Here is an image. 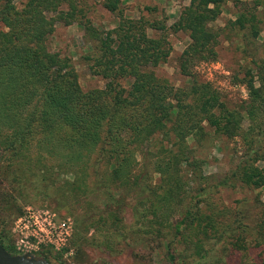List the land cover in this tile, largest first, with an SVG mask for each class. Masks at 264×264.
Masks as SVG:
<instances>
[{
  "label": "trees",
  "instance_id": "1",
  "mask_svg": "<svg viewBox=\"0 0 264 264\" xmlns=\"http://www.w3.org/2000/svg\"><path fill=\"white\" fill-rule=\"evenodd\" d=\"M86 2L25 0L17 8L0 0L2 182L15 184L22 203L21 183H33L40 199L66 208L74 248L88 233L108 248L120 238L132 246L160 238L168 264H264V167L255 165L264 163V60L253 58L264 0L236 1L234 19L220 27L212 23L223 0H188L170 25L151 15L129 18L120 0H100L114 19L108 28L86 16ZM74 22L101 88L83 90L70 59L48 49L56 24ZM178 32L187 43L175 58L184 78L175 86L156 71L170 56L168 35ZM220 40L232 41L239 55L230 77L245 89L238 105L194 71L217 61ZM217 141L240 143L242 153L225 172L205 174L204 153ZM226 189L251 193L263 207L256 222L246 224L255 209L249 203L220 215L213 198ZM0 228V246L10 253L1 216Z\"/></svg>",
  "mask_w": 264,
  "mask_h": 264
},
{
  "label": "rangeland",
  "instance_id": "2",
  "mask_svg": "<svg viewBox=\"0 0 264 264\" xmlns=\"http://www.w3.org/2000/svg\"><path fill=\"white\" fill-rule=\"evenodd\" d=\"M24 1L13 0V3L19 8ZM223 1L221 14L212 23L213 27L223 26L226 20L234 19L239 6L236 1L250 3L252 0ZM187 3L188 0H120V7L129 18L151 15L163 20L166 25H170L175 20L179 9ZM85 5L87 7L86 16H89L96 25L103 28L114 25L113 16L102 8L100 0H87ZM256 13L260 19L258 24L260 32L256 40V52L253 58L264 60V9L258 8ZM168 41L171 46L170 56L156 72L159 76L178 86L184 81V78L176 71L175 58L186 45L187 38L181 32L171 33L168 35ZM47 45L50 51L70 59L83 90L102 87L103 82L89 71L82 58L90 51V45L86 43L83 31L78 24L75 22L68 26L56 24L52 35L47 40ZM217 51L216 62L200 63L195 66L194 71L200 79L210 82L216 90L221 91L227 100L236 105L241 104V101L245 99V89L242 85L232 84L230 81L233 71L238 70L239 55L235 51L232 41L228 40H220ZM250 60L251 58H248L247 62ZM241 153L240 143L214 142L204 153L206 164L203 167V172L205 174H221L227 170L231 162L237 160ZM29 155L33 162L31 164H34V161L38 159L37 153L30 148ZM43 160L45 163H50L47 158ZM255 165L260 168L264 167V163L261 161H257ZM21 184H27L28 202L26 203H22L11 191L16 188L15 184L3 183L0 174V216L4 217L6 231L3 242L10 254H29L36 259H44L50 264H168V260L164 258L163 254L165 241L160 238L154 243H143L144 245L139 246L128 245L126 243L128 240L120 238V245L108 248L100 244L98 237H93V234L88 233L85 236L86 242L74 248L70 241L76 226L71 214H67L64 207H56L52 198L50 202L49 198L43 200L35 195V191L31 189L33 183ZM12 197H15L17 202ZM259 197L264 205V189L261 190ZM213 199H215V206L222 210L219 213L224 215V219H227L228 216L230 218V213L234 208L242 207L244 203L255 207L249 212L251 217L246 224L252 225L261 216L263 207H257L251 193L244 189H226L221 191L219 197ZM14 202L18 206V210L15 206L13 207ZM0 242L2 243V241ZM159 243H162L161 248L156 247V244Z\"/></svg>",
  "mask_w": 264,
  "mask_h": 264
},
{
  "label": "water",
  "instance_id": "3",
  "mask_svg": "<svg viewBox=\"0 0 264 264\" xmlns=\"http://www.w3.org/2000/svg\"><path fill=\"white\" fill-rule=\"evenodd\" d=\"M0 264H49L44 259H36L29 254L12 255L0 246Z\"/></svg>",
  "mask_w": 264,
  "mask_h": 264
},
{
  "label": "flooded vegetation",
  "instance_id": "4",
  "mask_svg": "<svg viewBox=\"0 0 264 264\" xmlns=\"http://www.w3.org/2000/svg\"><path fill=\"white\" fill-rule=\"evenodd\" d=\"M49 263V262H48ZM50 264V263H49Z\"/></svg>",
  "mask_w": 264,
  "mask_h": 264
}]
</instances>
